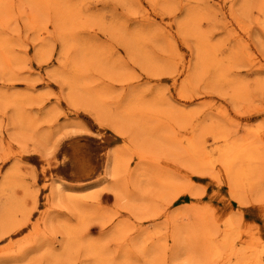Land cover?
<instances>
[{"label":"rangeland","instance_id":"374dc122","mask_svg":"<svg viewBox=\"0 0 264 264\" xmlns=\"http://www.w3.org/2000/svg\"><path fill=\"white\" fill-rule=\"evenodd\" d=\"M0 264H264V0H0Z\"/></svg>","mask_w":264,"mask_h":264},{"label":"bare ground","instance_id":"6f19581e","mask_svg":"<svg viewBox=\"0 0 264 264\" xmlns=\"http://www.w3.org/2000/svg\"><path fill=\"white\" fill-rule=\"evenodd\" d=\"M245 146L242 147V148H240V149L239 148L232 147V149H231L232 150V153H231L230 156H227L226 154H224L225 156H223V158H222L223 163H225V165H227V167H229V165H230V163L232 161H235L236 162L239 158H241L242 156H244V153L248 151L247 150L248 145H247V148H245ZM227 154H228V152H227ZM210 159L211 158L208 155H206V156H204L203 158L200 159V162H202V164H205L206 165L207 163H209V160Z\"/></svg>","mask_w":264,"mask_h":264}]
</instances>
